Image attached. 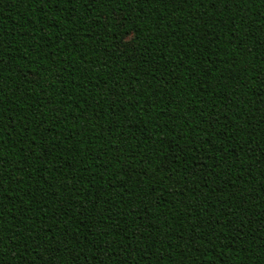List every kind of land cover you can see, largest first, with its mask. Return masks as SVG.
I'll return each instance as SVG.
<instances>
[{
    "label": "trees",
    "instance_id": "trees-1",
    "mask_svg": "<svg viewBox=\"0 0 264 264\" xmlns=\"http://www.w3.org/2000/svg\"><path fill=\"white\" fill-rule=\"evenodd\" d=\"M0 41V264H264V0H0Z\"/></svg>",
    "mask_w": 264,
    "mask_h": 264
},
{
    "label": "snow or ice",
    "instance_id": "snow-or-ice-1",
    "mask_svg": "<svg viewBox=\"0 0 264 264\" xmlns=\"http://www.w3.org/2000/svg\"><path fill=\"white\" fill-rule=\"evenodd\" d=\"M76 2H77V0H43V3L44 4H48V5L60 4V3H64L66 5H71L72 8H73V11L75 10V4H76ZM111 2L119 3L120 6H121V9H122L125 0H83L84 6L86 8V11H89V12H91L93 10V8L97 4H101V3L107 4V3H111ZM128 2H129V7H131V0H128ZM152 2L155 3V0H152ZM180 2L183 3V4H189V3H192L193 0H180ZM217 2H218V0H199V3H200L201 6H203L205 4H208V5H211V6L215 7V5H216ZM136 3L139 4L140 3V0H136ZM233 3H235L236 5H244V4H247L248 7L251 8L252 7V4L255 3V0H233ZM133 10H135V9H133ZM240 17H241L242 20L248 18L247 17V13L243 9H241ZM125 19H127V16H126V14L123 11H121L118 15H111L110 17L106 18L105 28H108L110 26H117V25L123 26V22H124ZM92 22L93 23H97L98 22V18L92 17ZM235 27H236V25H235V23H233V28H235ZM136 39H137L136 34L135 33H131L128 36L127 43L123 45V47L125 48V50H127L129 47H131V45L136 41ZM243 42L244 43H247L246 40L243 41ZM3 47H4L3 42L0 41V49H3ZM12 60L15 61L16 60V57H12ZM7 67L8 68H12L13 67L11 61L9 62V65ZM4 70H6L4 68V58H3V56H0V71H4ZM244 71L246 72L247 69L245 68ZM245 86H247V85H245ZM261 95L264 96V92H261ZM192 110L194 111L195 109H192ZM51 111L56 112L57 119L60 118V115H59V112H58L57 109L53 108V109H51ZM2 120H3V116H2V114H0V123H2ZM25 131L27 132L29 130L28 129H25ZM239 131H243V129H240ZM9 134H10V132H9ZM232 138L235 140V136H233ZM34 141H35V136L33 135L31 141L25 139L24 142L25 143H28L29 144V147H31V144ZM241 143H243V142H241ZM2 146H3V131H2V129H0V147H2ZM258 149H259V145H257V150ZM251 150L252 149H251V146H250L249 147V151H251ZM181 151H183V149H181ZM31 155H32V153L30 152L29 153V156H31ZM44 155H48V153L45 152ZM236 160H237V162L239 160V153L238 152L236 154ZM174 162L175 161L173 159H169L167 161V163L169 165L172 164V163H174ZM5 163H7V161H4L3 158L0 157V170L3 169ZM216 167H219V165H216ZM19 170L20 169H17V171H19ZM154 171L155 172H158L159 171V168H156ZM172 171H173V169L169 168V172L171 173ZM144 174L145 175L147 174L146 169L144 171ZM195 174L196 173H193V172H189L188 173V175H195ZM116 175H119V172H117ZM128 175H129V178H130L131 177V173H129ZM200 175H201V177H204L205 175H209L210 176L211 173L205 174L203 171H200ZM169 179H171L173 181V183L175 182V176H171L170 175L169 176ZM184 179L187 180V176H185ZM161 180H163V178H161ZM206 182L207 181L205 180V183ZM18 183H23V181H19ZM121 187H124V185H121ZM233 187H235V185H233ZM6 191L7 190L4 189L3 184L0 183V197H4L5 198L7 196L6 195ZM153 191H154V189H153ZM26 194H29V193H27V190H26ZM159 199L160 198L157 197V202H159ZM226 202H228V201L226 200ZM37 203H39V201H37ZM205 207H206V205H205ZM195 210H196L195 207H192V211L195 212ZM0 212H3V208L2 207H0ZM64 215H67V211L64 212ZM0 219H2V216H0ZM27 219L31 220L32 217L29 216V217H27ZM106 219H111V217H107ZM209 223H211V221H209ZM110 226L111 225H109V227ZM199 227H202V225L199 224V223H193V225H192V228L193 229H196V228H199ZM212 227L214 228L215 225L213 224ZM233 230L237 232V235H239V231H240L239 225L234 226V229ZM41 231H43L45 233V236L42 237L40 235V232ZM50 231H51V229L48 226H43V225H42V227L40 229H37V232H36V241H37L36 247L37 248L46 245V243H47V233H49ZM201 239H202V237H199V236L195 237V240H201ZM114 242L115 241L109 242V248H111V243H114ZM18 247H20V246L18 245ZM45 250L47 251V249H45ZM196 250L198 252L200 251V249L198 247H197ZM125 251H127V249H125ZM140 251H141V253H143V249H140ZM210 252H211V248H208V249H206L202 253V255L208 256L210 254ZM0 255H3V253H0ZM161 257H158V260L163 261L164 258L162 259ZM11 259L12 260H15L16 257L13 256V257H11ZM30 264H31V262H30ZM101 264H103V262H101Z\"/></svg>",
    "mask_w": 264,
    "mask_h": 264
}]
</instances>
